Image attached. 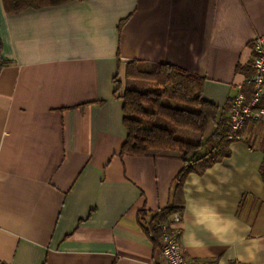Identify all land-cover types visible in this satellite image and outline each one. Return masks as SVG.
<instances>
[{
  "label": "crops",
  "instance_id": "1",
  "mask_svg": "<svg viewBox=\"0 0 264 264\" xmlns=\"http://www.w3.org/2000/svg\"><path fill=\"white\" fill-rule=\"evenodd\" d=\"M259 34L264 0H83L18 14L0 0V264H159L161 228L148 224L176 205L190 262L264 264V119L179 194L176 151L119 154L115 94L127 64L170 65L203 78L204 100L224 111L249 95Z\"/></svg>",
  "mask_w": 264,
  "mask_h": 264
},
{
  "label": "trees",
  "instance_id": "2",
  "mask_svg": "<svg viewBox=\"0 0 264 264\" xmlns=\"http://www.w3.org/2000/svg\"><path fill=\"white\" fill-rule=\"evenodd\" d=\"M83 0H2L5 12L18 14L25 9H41ZM6 62L1 57L0 72ZM133 85H130L131 83ZM115 94L122 101L126 140L119 154L145 155L149 152L176 151L183 166L176 176L180 194L187 175H202L207 169L229 157L226 139L229 121L227 109L220 110L203 98L205 80L178 67L155 64L148 68L129 63ZM210 128V129H209ZM183 130L196 138H185ZM264 183V151L260 167ZM182 206L158 211L148 228L158 231ZM141 213L139 217H143Z\"/></svg>",
  "mask_w": 264,
  "mask_h": 264
},
{
  "label": "built area",
  "instance_id": "3",
  "mask_svg": "<svg viewBox=\"0 0 264 264\" xmlns=\"http://www.w3.org/2000/svg\"><path fill=\"white\" fill-rule=\"evenodd\" d=\"M252 44V76L247 84L249 95L237 93L228 107L226 114L229 121L226 139L230 142L240 139V132L247 123H259L264 119V34L257 35ZM181 216L174 213L168 222L161 225L160 263L159 264H195L182 254L179 244L181 234Z\"/></svg>",
  "mask_w": 264,
  "mask_h": 264
},
{
  "label": "rangeland",
  "instance_id": "4",
  "mask_svg": "<svg viewBox=\"0 0 264 264\" xmlns=\"http://www.w3.org/2000/svg\"><path fill=\"white\" fill-rule=\"evenodd\" d=\"M134 83L132 82L130 85H133ZM210 129V128H209ZM177 133L185 138H196L197 136L191 132L183 131V130H177Z\"/></svg>",
  "mask_w": 264,
  "mask_h": 264
}]
</instances>
